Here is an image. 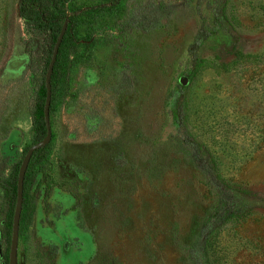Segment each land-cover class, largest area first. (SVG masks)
Segmentation results:
<instances>
[{
	"label": "rangeland",
	"instance_id": "rangeland-1",
	"mask_svg": "<svg viewBox=\"0 0 264 264\" xmlns=\"http://www.w3.org/2000/svg\"><path fill=\"white\" fill-rule=\"evenodd\" d=\"M63 13L68 84L17 264H264V0H66ZM34 50L18 0H0V182L34 144Z\"/></svg>",
	"mask_w": 264,
	"mask_h": 264
},
{
	"label": "trees",
	"instance_id": "trees-1",
	"mask_svg": "<svg viewBox=\"0 0 264 264\" xmlns=\"http://www.w3.org/2000/svg\"><path fill=\"white\" fill-rule=\"evenodd\" d=\"M65 1L66 0H18V16L23 21L25 29L31 36L35 46L33 56H31L30 68L34 79V98L30 106L31 129L34 134V143L41 141L46 134L43 118V106L46 94L44 76L51 59L57 36L63 23L67 20L63 13V5ZM72 47H74V37L69 33L67 27L59 46L50 78L51 101L49 117L54 107L58 104L60 97L63 96L67 89V79L70 71L69 50ZM238 56L243 57L241 52L238 53ZM48 145L35 151L28 164L23 183L22 209L24 206V200L27 198L30 189L36 182L38 175L37 170L41 162L40 159L43 156V152L48 148ZM20 163L21 162L14 167L9 178L0 182L5 214V218L1 222L0 234L1 241L7 243V248L6 250H3L0 258L4 264H7L8 259L12 215L16 201V179ZM229 214L230 218L227 219L226 222L235 223L240 220L244 221L251 212H229ZM21 223L22 210L19 220V230L21 228ZM208 234L204 235L205 240L202 241V246L210 242V235Z\"/></svg>",
	"mask_w": 264,
	"mask_h": 264
},
{
	"label": "water",
	"instance_id": "water-1",
	"mask_svg": "<svg viewBox=\"0 0 264 264\" xmlns=\"http://www.w3.org/2000/svg\"><path fill=\"white\" fill-rule=\"evenodd\" d=\"M66 29H67V21L63 23L60 29V32L57 36L56 42L53 47L51 59L48 64L47 70L45 72V76H44V83H45V90H46L44 106H43V118H44V123H45V128H46L45 137L41 141L32 144L28 148L18 168L17 179H16V201H15L13 215H12V228H11L7 264H17L18 231H19V220H20V215H21V210H22V201H23V198H22L23 183H24V176H25L28 164L34 152L47 146L51 140V127H50V117H49V107H50V101H51L50 78H51L53 66H54V63L57 57L58 49L62 42ZM178 83L182 87H185L188 84V78L185 76H181L178 79ZM2 252H3V248H2V241H1V234H0V258L2 256Z\"/></svg>",
	"mask_w": 264,
	"mask_h": 264
},
{
	"label": "flooded vegetation",
	"instance_id": "flooded-vegetation-1",
	"mask_svg": "<svg viewBox=\"0 0 264 264\" xmlns=\"http://www.w3.org/2000/svg\"><path fill=\"white\" fill-rule=\"evenodd\" d=\"M19 232V231H18Z\"/></svg>",
	"mask_w": 264,
	"mask_h": 264
}]
</instances>
